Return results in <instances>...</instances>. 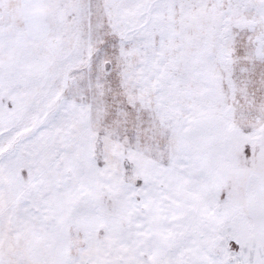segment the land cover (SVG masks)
Instances as JSON below:
<instances>
[{
    "label": "snow or ice",
    "instance_id": "obj_1",
    "mask_svg": "<svg viewBox=\"0 0 264 264\" xmlns=\"http://www.w3.org/2000/svg\"><path fill=\"white\" fill-rule=\"evenodd\" d=\"M0 264H264V0H0Z\"/></svg>",
    "mask_w": 264,
    "mask_h": 264
}]
</instances>
